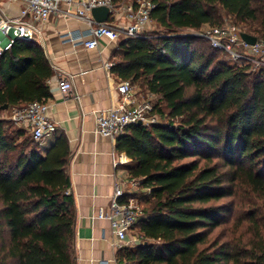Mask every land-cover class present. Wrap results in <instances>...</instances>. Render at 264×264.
Segmentation results:
<instances>
[{"label": "trees", "instance_id": "trees-1", "mask_svg": "<svg viewBox=\"0 0 264 264\" xmlns=\"http://www.w3.org/2000/svg\"><path fill=\"white\" fill-rule=\"evenodd\" d=\"M261 2L160 0L152 19L167 32L115 49L111 71L144 82L170 109L167 122L130 125L116 140L131 159L129 178L147 190L136 226L147 242L120 248V264H264L260 233L250 249L210 239L222 224L219 200L241 185L264 196V70L218 60L196 46L201 38L179 33L220 26L225 11L237 22H258L264 37ZM54 74L40 43L17 39L0 58V111L48 100ZM9 123L0 118V264H77L68 139L60 134L43 151Z\"/></svg>", "mask_w": 264, "mask_h": 264}, {"label": "built area", "instance_id": "built-area-1", "mask_svg": "<svg viewBox=\"0 0 264 264\" xmlns=\"http://www.w3.org/2000/svg\"><path fill=\"white\" fill-rule=\"evenodd\" d=\"M160 0H0V58L9 51L17 39L37 41L46 31L51 17L75 18L86 23V30H59L65 41L82 43L90 50L97 49L100 41L106 39L115 43L148 33L147 27ZM19 4L16 15L8 13V5ZM107 6L110 15L106 22H97L92 9ZM241 32L234 25H220L199 31V36L226 54L238 65H249L254 72L264 70V37L257 36L255 44L246 43ZM236 47V49H235ZM55 70V69H54ZM60 91L64 97L73 89V76L55 70ZM118 100L109 108L96 114V132L117 140L133 124L150 125L161 122L156 105L150 101H140L131 80H121L117 85ZM12 119L23 125L38 142L55 136L58 124L50 115L48 100H36L12 108ZM122 162V161H121ZM139 179L130 178L131 188H137ZM70 193V189L68 190ZM135 192L127 193L121 183H116L110 204L98 207L94 219L109 222L113 234L125 245H131V234L144 215L140 200Z\"/></svg>", "mask_w": 264, "mask_h": 264}, {"label": "crops", "instance_id": "crops-1", "mask_svg": "<svg viewBox=\"0 0 264 264\" xmlns=\"http://www.w3.org/2000/svg\"><path fill=\"white\" fill-rule=\"evenodd\" d=\"M8 13L16 15L19 4H10ZM86 23L75 18L51 17L40 45L55 70L72 75L74 89L64 97L56 73L50 79V115L58 124L55 136L42 142L46 151L55 137L64 134L71 157L68 173L70 191L76 206V236L74 256L77 264H120L117 253L125 245L113 234L106 220L94 219L98 207L108 206L116 183L127 193L137 188L129 185L128 165L131 159L116 149V140L96 132V114L111 107L119 98L117 85L121 81L112 71L119 61L115 43L106 39L90 50L82 43L65 41L59 30L84 32ZM122 161V162H121Z\"/></svg>", "mask_w": 264, "mask_h": 264}, {"label": "rangeland", "instance_id": "rangeland-1", "mask_svg": "<svg viewBox=\"0 0 264 264\" xmlns=\"http://www.w3.org/2000/svg\"><path fill=\"white\" fill-rule=\"evenodd\" d=\"M262 5H264V0H261ZM256 5H261L260 2ZM222 24L221 25H234L240 30L249 32L254 35H262L259 31L258 22H237L235 18L226 13L221 12ZM210 26H204V29ZM212 27V26H211ZM148 33H166L167 29L160 25L158 21L152 19L147 27ZM184 36H195L201 38L196 43V46L205 53H216L218 60H224L227 63H232L229 55L219 50H216L210 42L205 38L199 36V30L195 29H184L179 32ZM236 49V47H235ZM119 59V58H118ZM136 96L140 101H150L154 105H159V109L162 110L158 114L161 116V122H167L169 118L170 109L167 104L162 100L159 94L150 92L144 82L139 81L134 83ZM0 118L10 121L8 127H10V132L23 129V125L17 123L12 119V108L5 111H0ZM27 136H31L28 132ZM32 137V136H31ZM23 138L20 139V142ZM147 190L138 186L136 189V197L141 200L144 198ZM218 205H220L223 210L221 213L222 224L218 226L211 234L210 239L218 240V243H229L231 245H237L240 248L250 249L253 245L261 242L257 233H260L264 238V196L254 193L249 187L241 185L237 188V193L234 195L226 196L219 200ZM145 207V204H143ZM257 220L259 228L254 227L253 221ZM257 229V230H256ZM260 229V230H259ZM259 231V232H258ZM131 238L134 239L132 244L127 247L128 249H134L140 244L147 242L145 237L141 234L139 228H135L134 232L131 234ZM152 242V241H150Z\"/></svg>", "mask_w": 264, "mask_h": 264}, {"label": "water", "instance_id": "water-1", "mask_svg": "<svg viewBox=\"0 0 264 264\" xmlns=\"http://www.w3.org/2000/svg\"><path fill=\"white\" fill-rule=\"evenodd\" d=\"M92 15L96 19L97 22H106L110 15V9L107 6H98L92 9ZM241 36L243 40L248 44H255L257 41V35L251 34L249 32H241ZM8 104L3 106L2 109H7ZM139 124H142L140 121Z\"/></svg>", "mask_w": 264, "mask_h": 264}]
</instances>
